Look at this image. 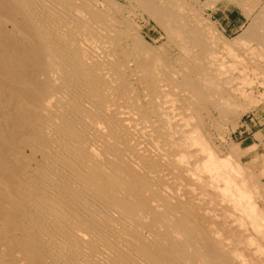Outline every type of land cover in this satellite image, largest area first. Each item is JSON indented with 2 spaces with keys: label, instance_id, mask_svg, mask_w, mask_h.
<instances>
[{
  "label": "bare ground",
  "instance_id": "1",
  "mask_svg": "<svg viewBox=\"0 0 264 264\" xmlns=\"http://www.w3.org/2000/svg\"><path fill=\"white\" fill-rule=\"evenodd\" d=\"M121 1L0 0V264H264L258 182L205 126L236 92L214 37L185 0H127L162 52Z\"/></svg>",
  "mask_w": 264,
  "mask_h": 264
},
{
  "label": "rangeland",
  "instance_id": "2",
  "mask_svg": "<svg viewBox=\"0 0 264 264\" xmlns=\"http://www.w3.org/2000/svg\"><path fill=\"white\" fill-rule=\"evenodd\" d=\"M98 3L103 7L106 6L105 2ZM121 3L130 11L128 15L134 22L137 36L162 52L170 49V52L176 53L172 39L168 40L167 29L162 24L142 9H131L127 0H122ZM185 5L189 12H195H190L191 17L203 26L211 38H215H212L215 41L213 46L215 65L220 64L223 76H227L224 77L232 86L235 85L237 96L235 98L234 95L233 101L234 99L235 101L232 104L239 108H233L231 104L228 106L229 112L226 113L212 109L205 116V126L212 144L214 142L215 149L220 153L218 154L224 158L226 156L227 160L229 154L231 158L235 155L228 161H235L234 166L240 169V173L244 176L251 175L250 177L258 182L252 200L254 199L253 203L261 215L251 222L247 219L243 222L252 232L253 238H256L257 245L260 244L264 248V0H185ZM255 22H257L256 26ZM215 53H217L216 57ZM218 58L220 60H217ZM239 77L242 79H238ZM235 148L236 150L232 151Z\"/></svg>",
  "mask_w": 264,
  "mask_h": 264
}]
</instances>
